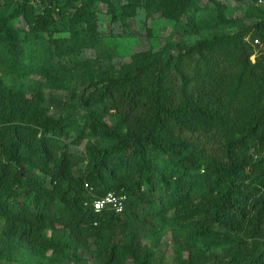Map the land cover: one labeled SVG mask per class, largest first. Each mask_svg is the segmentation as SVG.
Segmentation results:
<instances>
[{"label": "trees", "instance_id": "1", "mask_svg": "<svg viewBox=\"0 0 264 264\" xmlns=\"http://www.w3.org/2000/svg\"><path fill=\"white\" fill-rule=\"evenodd\" d=\"M158 2L162 15L173 19L186 15L187 24H196L194 0ZM91 5L92 0L82 2L71 24L85 21L95 31ZM18 7L10 15H0V43L13 57L17 41L9 22L25 16L26 10L24 4ZM33 26L42 28V19L37 18ZM252 26L264 33V9ZM254 39L258 37L254 35ZM204 44L196 45L201 49ZM172 48L165 45L158 51L135 53L116 78L88 94L82 92L87 115L92 118L86 135L96 136L86 145L84 155L70 150L62 140L71 125L65 118L47 114L39 88L35 87L36 94L27 95L26 86L33 83L24 78L32 70L14 62L5 66L0 75V218L4 237L17 244L54 247L56 243L43 231L46 221L63 222L78 236L87 226L101 230L126 216L131 205L144 202L143 208L153 215H163L173 207L178 221L202 216L184 232L192 250L188 257H179L177 264H195L218 246L235 260L246 255L256 258L255 247L248 246L243 236H253L264 225V160L256 164L253 183L247 170L251 161L233 155L251 137L259 140L264 129L257 123L235 128L217 117L221 99L214 85H201L194 97L178 96L173 86L167 85L172 75ZM177 50L179 54L189 51L180 46ZM97 109L114 110V123L101 121ZM185 133L211 138L216 145L194 147ZM84 137L85 130L75 143ZM84 161L86 172L75 177L76 168ZM201 169L212 180L208 192L194 199L195 178ZM122 170L127 180L120 179ZM43 175L50 177L51 186ZM110 190L127 195L120 213L109 209L94 213L85 204L92 195ZM229 232L240 235L230 238ZM227 263L225 257L218 264Z\"/></svg>", "mask_w": 264, "mask_h": 264}, {"label": "rangeland", "instance_id": "2", "mask_svg": "<svg viewBox=\"0 0 264 264\" xmlns=\"http://www.w3.org/2000/svg\"><path fill=\"white\" fill-rule=\"evenodd\" d=\"M85 1L0 0L3 17L18 6H26L25 16H16L9 22L16 33L15 57L0 43V75L11 62L32 70L24 78L33 83L26 86L27 95L36 94L38 87L47 114L68 120L71 126L66 128L62 140L70 150L84 155L88 142L96 138L86 135L92 118L87 115L89 108L83 104L82 92L88 94L116 78L135 53L158 51L165 45H173L174 54L167 85L173 86L178 96L194 97L201 85H214L221 99L217 117L235 128L257 123L264 129V33L252 26L261 17L264 0H194L198 8L194 27L186 23V15L179 19L162 15L159 0H92L95 31L85 21L71 24L76 8ZM37 18L42 19V28L33 26ZM254 35L258 43L252 41ZM200 41H205L201 49L196 45ZM178 46L189 51L179 54ZM96 111V116L108 125L116 120L114 110ZM83 130L85 137L75 143ZM185 135L193 140L194 147L216 145L211 138L197 133ZM233 156L251 161L247 166L248 179L255 183L252 177L256 164L264 160V134L259 140L248 139ZM86 170L84 161L74 176L80 177ZM119 173L123 177L120 179L127 180L123 170ZM43 177L51 186L50 177ZM211 180L210 175L199 170L194 199L208 192ZM143 205L144 202L131 205L126 216L101 230L87 226L78 236L63 222L46 221L43 231L56 243L54 247L17 244L2 235L0 218V264H177L179 257H188L192 247L183 234L202 216L178 221L173 207L163 215H153ZM239 235L227 234L230 238ZM243 239L248 246L255 247L256 258L246 255L235 260L224 255L218 246L208 252L206 259L199 257L195 264H218L225 257L227 264H264V225L256 234Z\"/></svg>", "mask_w": 264, "mask_h": 264}, {"label": "built area", "instance_id": "3", "mask_svg": "<svg viewBox=\"0 0 264 264\" xmlns=\"http://www.w3.org/2000/svg\"><path fill=\"white\" fill-rule=\"evenodd\" d=\"M253 42L257 43L258 40L254 39ZM85 187L88 190L92 189L87 183H85ZM126 200L127 195L124 192L120 193L110 190L99 196L92 195L90 201H86L85 204H88L94 213H100L106 209L120 213L124 208ZM94 224H96V221H94Z\"/></svg>", "mask_w": 264, "mask_h": 264}]
</instances>
